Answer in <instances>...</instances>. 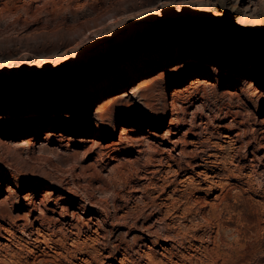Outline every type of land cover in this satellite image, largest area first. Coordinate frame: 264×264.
Instances as JSON below:
<instances>
[{
    "label": "rangeland",
    "instance_id": "rangeland-1",
    "mask_svg": "<svg viewBox=\"0 0 264 264\" xmlns=\"http://www.w3.org/2000/svg\"><path fill=\"white\" fill-rule=\"evenodd\" d=\"M263 11L0 0L1 87L77 77L164 32L220 37L162 39L80 83L0 93V112L43 115L0 122V264H264V54L237 42L264 50Z\"/></svg>",
    "mask_w": 264,
    "mask_h": 264
},
{
    "label": "water",
    "instance_id": "water-1",
    "mask_svg": "<svg viewBox=\"0 0 264 264\" xmlns=\"http://www.w3.org/2000/svg\"><path fill=\"white\" fill-rule=\"evenodd\" d=\"M180 36H186V37H188V36H200V37L211 38V39L220 38V37L212 35L210 33L196 32V31H180V30L177 31L176 30V31L164 32V33L158 34V35H156V36H154L148 40H145L143 42L138 43L137 45L132 47V49L129 51L115 54L114 56L110 57L108 60L100 63L98 66L94 67L93 69H91V70H89V71H87V72H85L82 75H79L77 77H66V78H62V79L49 81L46 83H28V84H24V85H12V86H7V87H1L0 86V93L26 92V91H38V90H43V91L55 90L58 88L65 87L67 85L80 83V82L84 81L85 79H87L88 77H90L91 75L100 72L102 69H104V68H106L112 64H115L122 57L126 56L127 54H129L130 52H132L133 50H135L137 48H141V47H145L148 45L155 44L156 42H158L162 39H170V38H175V37H180ZM237 42L239 44L244 45V46L250 47L259 53L264 54V50L259 48L258 45L254 44V43L244 41V40H240V39L237 40Z\"/></svg>",
    "mask_w": 264,
    "mask_h": 264
},
{
    "label": "bare ground",
    "instance_id": "bare-ground-1",
    "mask_svg": "<svg viewBox=\"0 0 264 264\" xmlns=\"http://www.w3.org/2000/svg\"><path fill=\"white\" fill-rule=\"evenodd\" d=\"M218 5V4H217ZM262 15H264V11L262 12ZM260 18V17H259ZM259 20H258V18H256L255 16H251V17H247L246 18V22L247 23H252V24H250L251 26H253L254 24L256 25V23L258 22ZM258 24V23H257ZM251 26H248V27H251ZM237 28H242V27H240V26H237ZM263 33H264V31H263ZM256 54V53H255ZM260 55V54H259ZM216 56V55H215ZM262 57H264V55L262 56ZM195 62H186V63H184V67H189V68H191V67H194V64ZM182 66V64H175V66H173V69L171 68V69H167V70H163V71H160V72H158V74L157 75H155V76H145V77H142V78H140V80H139V82H138V84H137V86H136V88L137 87H140L141 85H143V84H149V83H151V82H153L156 78H158V77H160V76H162L166 71H170V70H173L174 71V69H178V68H180ZM207 70L209 71V72H212V71H217L218 70V66H216L215 64H210V65H208V68H207ZM249 71H253V69L251 68V66H250V68H249ZM171 72V71H170ZM43 74L42 73H37V74H34V79H41V78H43V76H42ZM205 75V74H204ZM209 78H210V80H212V81H218L216 78H215V76L212 74L211 76H209ZM201 77L200 78H196V80H194L191 84H193V83H198V82H202L201 80ZM245 84L246 83H248V82H245V81H243ZM249 85V84H248ZM193 86V85H192ZM248 87V86H247ZM134 89V88H133ZM242 89V86H240V87H237V90H241ZM258 92H260L259 90H258V88H255V91H254V94H257ZM73 93V92H72ZM74 94H76V92L75 93H73L72 95H74ZM85 94V93H84ZM84 94H82L83 96H81V97H84ZM77 95V94H76ZM70 97H72L71 95H70ZM117 94H114L113 96H110V97H107L106 98V100H104V101H106L105 103H103V106L102 107H104V106H107V104H109V103H111V102H113L115 99H117ZM12 102V101H11ZM13 103V102H12ZM64 116L65 115H63V114H58V116H53V118L55 119V120H57V121H60V120H62L63 118H64ZM43 118V115L41 114V113H38V112H36V113H30V114H16V115H9V114H7V113H4V112H0V122H8V121H12V122H26V121H30V122H35V121H40L41 119ZM142 125H145V124H142ZM123 131H124V129H123ZM92 137H94V138H96V137H98V133L96 132V133H94L93 135H92ZM178 139V138H177ZM176 138L173 140V141H175V140H177ZM23 143V142H22ZM24 144V143H23ZM174 144V143H173ZM171 149V148H170ZM169 150V149H168ZM172 150V149H171ZM165 151V150H164ZM166 152V151H165ZM164 154V153H163ZM201 171V170H200ZM197 175H201V176H205V177H207L205 174H203L202 172H197ZM216 175H214L213 177H215ZM204 179V178H203ZM215 180V179H214ZM11 185H13V186H15V185H17V181L15 180ZM30 193V192H29Z\"/></svg>",
    "mask_w": 264,
    "mask_h": 264
}]
</instances>
